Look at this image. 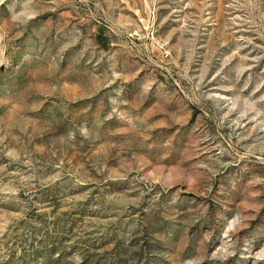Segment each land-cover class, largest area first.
<instances>
[{"label": "rangeland", "instance_id": "obj_1", "mask_svg": "<svg viewBox=\"0 0 264 264\" xmlns=\"http://www.w3.org/2000/svg\"><path fill=\"white\" fill-rule=\"evenodd\" d=\"M0 264H264V0H0Z\"/></svg>", "mask_w": 264, "mask_h": 264}]
</instances>
